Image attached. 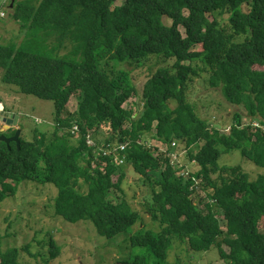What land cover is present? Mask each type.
Returning <instances> with one entry per match:
<instances>
[{
    "label": "trees",
    "instance_id": "1",
    "mask_svg": "<svg viewBox=\"0 0 264 264\" xmlns=\"http://www.w3.org/2000/svg\"><path fill=\"white\" fill-rule=\"evenodd\" d=\"M11 2L24 32L14 45L0 44V83L52 102L55 113L52 130L35 128L31 140L20 131L19 149L0 142V203L23 182L51 185L54 214L65 222H90L108 239L138 224L129 243L146 252L119 264H172L174 246L187 261L218 238L225 264H264V174L250 180L240 166L219 164L238 151L264 169V0ZM151 57L172 65L147 76L139 94L120 66ZM200 78L240 108L228 131L209 125L188 102L190 84ZM137 95L140 107L131 102ZM0 104L8 111L1 97ZM7 132L0 136L15 129ZM183 154L197 171L175 161ZM125 165L147 184L142 212L121 188L132 175ZM205 191L200 208L194 195ZM43 247L50 261L61 254L50 236ZM21 252L30 254L29 246L0 250V264H18Z\"/></svg>",
    "mask_w": 264,
    "mask_h": 264
},
{
    "label": "rangeland",
    "instance_id": "2",
    "mask_svg": "<svg viewBox=\"0 0 264 264\" xmlns=\"http://www.w3.org/2000/svg\"><path fill=\"white\" fill-rule=\"evenodd\" d=\"M10 5L11 0H0V14H4L3 17H0V44L14 45L18 35L24 32V30H20V23L11 17ZM165 22L167 24L171 23L169 21ZM222 26L228 34L231 33L226 20L222 21ZM170 65H172V61H157L151 57L149 61L141 66L125 63L120 68L130 72L131 80L138 93L141 94L146 77L154 73L157 68ZM0 97L8 109V111H4L3 108V112L0 113L19 116L17 126L10 129L20 127L22 138L31 140L32 131L35 128L43 131L53 129L55 110L52 102L43 101L31 95H23L15 87L1 83ZM187 100L193 106L198 117L216 128H225V132L228 131V126L232 123L233 113L238 109L240 110V108L228 105L219 91L208 85L205 78L204 80L201 78L195 79L190 84ZM131 102L136 103L139 107L142 106L139 95L131 98ZM132 103L128 104L131 105ZM67 108L69 111H74L76 99H71ZM0 124V128H2L3 124L1 122ZM244 124L246 123L244 122ZM5 133L9 135L7 130H5ZM149 137L147 136L143 141L149 143L151 140ZM101 139L99 137L97 140L101 141ZM182 151L184 150L179 152ZM175 161L186 166L184 168L185 172L192 173L198 170V167L191 164L185 154L180 155ZM219 164L228 167L240 166L250 180H255L264 174V169L242 159L238 151L223 155L219 160ZM122 169L124 171L128 170L129 174H132L121 185L125 197L134 209L142 212L143 204L149 197L147 184H144L139 175L133 173L130 166L125 165ZM79 184L78 190L83 193L86 192V186L82 182ZM207 193L205 191L202 194L194 195V204H198L201 208L199 204L200 197L205 200L204 196ZM55 195L56 189L51 185L23 182L15 197L0 203V250L5 251L9 248L29 246L30 254L21 252L18 264H119L145 254L144 249L132 247L128 239L130 235L138 231V224L133 228H129L126 233L113 238L101 237L96 233L95 227L90 222L71 224L57 217L52 208ZM259 230L264 231V220L259 223ZM49 236L61 248L60 256L52 261L48 259L47 249L43 247ZM221 240V238H218L215 245L208 251L189 254L187 261L186 254L174 246L170 257L168 252L167 262L175 264L177 258H182L178 264H225L219 258L217 251L218 243H221ZM183 245L185 246V244Z\"/></svg>",
    "mask_w": 264,
    "mask_h": 264
},
{
    "label": "water",
    "instance_id": "3",
    "mask_svg": "<svg viewBox=\"0 0 264 264\" xmlns=\"http://www.w3.org/2000/svg\"><path fill=\"white\" fill-rule=\"evenodd\" d=\"M12 6H13V4L10 5V8H12ZM18 119H19L18 115L8 114V113H0V122L4 126V129H1L0 131L3 132V131L8 130L10 128H15L17 126ZM20 131L21 130L19 128H16L14 135L11 137L1 135L0 136V142H4L6 145H9L10 143H15L17 148L19 149Z\"/></svg>",
    "mask_w": 264,
    "mask_h": 264
},
{
    "label": "built area",
    "instance_id": "4",
    "mask_svg": "<svg viewBox=\"0 0 264 264\" xmlns=\"http://www.w3.org/2000/svg\"><path fill=\"white\" fill-rule=\"evenodd\" d=\"M3 16H4V14L1 13V14H0V17H3ZM0 112H3V107H2V105H0ZM72 134H74V133L72 132ZM88 143L91 144L90 141H88ZM123 148H124V147L122 146V147H121V150H123ZM114 151L117 152V149H114ZM120 162L122 163V160H121ZM185 176H186V175H185ZM196 184H197V183H196Z\"/></svg>",
    "mask_w": 264,
    "mask_h": 264
},
{
    "label": "clouds",
    "instance_id": "5",
    "mask_svg": "<svg viewBox=\"0 0 264 264\" xmlns=\"http://www.w3.org/2000/svg\"><path fill=\"white\" fill-rule=\"evenodd\" d=\"M3 132H5V131H3ZM4 136H5V135H4ZM12 136H13V135H12ZM7 137H11V136H7ZM88 141H90L91 144H89ZM87 145H89V146H95V144H94V142H93L92 139H88V140H87ZM98 150H101V147H99Z\"/></svg>",
    "mask_w": 264,
    "mask_h": 264
},
{
    "label": "crops",
    "instance_id": "6",
    "mask_svg": "<svg viewBox=\"0 0 264 264\" xmlns=\"http://www.w3.org/2000/svg\"><path fill=\"white\" fill-rule=\"evenodd\" d=\"M10 9V8H9ZM11 13V12H10ZM2 19H4V18H2ZM1 125V124H0ZM0 129H4V126H2V128H0Z\"/></svg>",
    "mask_w": 264,
    "mask_h": 264
}]
</instances>
